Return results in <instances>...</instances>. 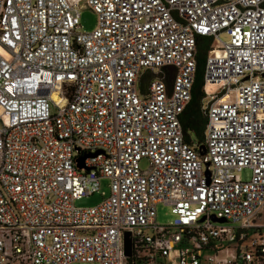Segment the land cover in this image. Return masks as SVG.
<instances>
[{
  "label": "built area",
  "instance_id": "obj_1",
  "mask_svg": "<svg viewBox=\"0 0 264 264\" xmlns=\"http://www.w3.org/2000/svg\"><path fill=\"white\" fill-rule=\"evenodd\" d=\"M0 264H264V0H0Z\"/></svg>",
  "mask_w": 264,
  "mask_h": 264
},
{
  "label": "trees",
  "instance_id": "obj_2",
  "mask_svg": "<svg viewBox=\"0 0 264 264\" xmlns=\"http://www.w3.org/2000/svg\"><path fill=\"white\" fill-rule=\"evenodd\" d=\"M210 39L199 37L196 43V77L192 88L191 100L179 116L184 140L190 142L193 138L202 142L205 128V116L200 110V100L204 93L202 90L204 62L209 49ZM143 89V85H141ZM208 89V88H207ZM206 89V91H207Z\"/></svg>",
  "mask_w": 264,
  "mask_h": 264
},
{
  "label": "rangeland",
  "instance_id": "obj_3",
  "mask_svg": "<svg viewBox=\"0 0 264 264\" xmlns=\"http://www.w3.org/2000/svg\"><path fill=\"white\" fill-rule=\"evenodd\" d=\"M80 24L81 28L85 31H90L94 28L96 24V14L88 7L83 8L80 13ZM225 37H223L224 39ZM215 83H208V92H212L213 86H215ZM204 93V92H203ZM205 95V93H204ZM202 104V101L200 100V106ZM201 110V107H200ZM141 165L144 166V161L141 162ZM251 175V171L249 169H244L241 173V176L243 179H249ZM108 181L103 179L101 181V190L104 192V196L108 195L109 188H108ZM102 200V195L100 192L93 193L90 195L82 196L79 199L75 200L74 204L78 207H89L98 204ZM156 211H157V221L159 223H167L169 220L172 219V214L170 213V207L168 205H165L163 203H159L156 205Z\"/></svg>",
  "mask_w": 264,
  "mask_h": 264
},
{
  "label": "water",
  "instance_id": "obj_4",
  "mask_svg": "<svg viewBox=\"0 0 264 264\" xmlns=\"http://www.w3.org/2000/svg\"><path fill=\"white\" fill-rule=\"evenodd\" d=\"M200 149H201L200 154H203L205 152V147L202 145V146H200ZM97 153H98V151H96L94 153H91L90 156H95ZM86 156L87 155H83L80 158H78L79 167H82V165H83V159ZM220 221H223V219H221ZM127 236H128V233L126 232L125 233V254L129 255V253H130V242H129V239L127 238Z\"/></svg>",
  "mask_w": 264,
  "mask_h": 264
},
{
  "label": "bare ground",
  "instance_id": "obj_5",
  "mask_svg": "<svg viewBox=\"0 0 264 264\" xmlns=\"http://www.w3.org/2000/svg\"><path fill=\"white\" fill-rule=\"evenodd\" d=\"M215 87H216V85H215V86H213V87H211V88H212V89H211V90H212V92H213V89H214ZM207 88H208V85H207ZM207 92H208V91H207ZM212 92H211V93H212ZM208 93H210V92H208Z\"/></svg>",
  "mask_w": 264,
  "mask_h": 264
}]
</instances>
